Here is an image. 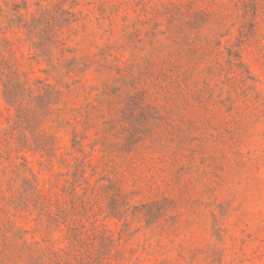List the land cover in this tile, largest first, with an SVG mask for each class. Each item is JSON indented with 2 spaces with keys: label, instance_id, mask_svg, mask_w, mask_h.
<instances>
[{
  "label": "rangeland",
  "instance_id": "obj_1",
  "mask_svg": "<svg viewBox=\"0 0 264 264\" xmlns=\"http://www.w3.org/2000/svg\"><path fill=\"white\" fill-rule=\"evenodd\" d=\"M2 66L62 114L19 119L0 75V264H264V0H0Z\"/></svg>",
  "mask_w": 264,
  "mask_h": 264
},
{
  "label": "trees",
  "instance_id": "obj_2",
  "mask_svg": "<svg viewBox=\"0 0 264 264\" xmlns=\"http://www.w3.org/2000/svg\"><path fill=\"white\" fill-rule=\"evenodd\" d=\"M1 77L5 78L3 82L4 87V96L7 103L16 109L17 117L19 119H24L26 121H36V119L41 118H50L53 114H56L57 117H60L62 114V110L59 113H55L52 110L51 106L53 104H58L61 99V92L52 89L49 85L45 86H28L27 83H21L18 79H11L12 75L9 72L7 66H2L0 70ZM69 122L61 121L59 123V127H64L68 125ZM13 133L9 131L5 132V143L7 150L4 152L0 149V157L3 158V154L11 156L12 153L16 150H13L9 147L8 142L12 139ZM25 136H21L24 139ZM53 137H48L47 141L43 144V146H39L38 149H42L47 153H52L57 151L58 148L54 147ZM26 145V141H22L20 144ZM79 142L76 141L75 145H78ZM79 152H83L84 146L79 144ZM33 189V191H32ZM22 206H24L23 210L29 211L30 215H33L37 212V217L34 219L38 222H43L44 217L49 216V220H47L48 224H45V229L50 231H56L60 228L59 226V216L52 215L49 211V207L45 197L41 194L36 186L31 187V192L29 193V198H27ZM29 230H19L15 235L19 237V239H23L24 234H29ZM47 241V240H46ZM78 242V240H77ZM76 242V243H77ZM26 246H29L27 242ZM35 244H39L35 242ZM50 256H52L50 258ZM39 264H91L89 260L83 259L76 248L72 245L63 249H58L52 253H46L43 255L39 261ZM99 264H103L99 262Z\"/></svg>",
  "mask_w": 264,
  "mask_h": 264
}]
</instances>
